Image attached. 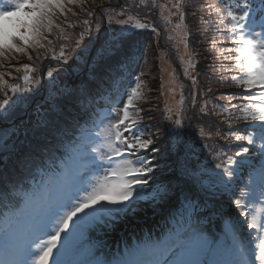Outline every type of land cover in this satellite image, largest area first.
Listing matches in <instances>:
<instances>
[{"label":"snow or ice","instance_id":"1","mask_svg":"<svg viewBox=\"0 0 264 264\" xmlns=\"http://www.w3.org/2000/svg\"><path fill=\"white\" fill-rule=\"evenodd\" d=\"M84 3L85 0H8L6 5L0 4V68L5 67L3 61L17 60L19 63L16 54L33 60L30 50L37 53L36 59H40L41 49L45 59L48 58L47 53H51L52 59L67 63L69 57L65 49L69 47L78 48L76 55L87 63L88 43L91 42L81 46L84 32L80 33L74 45L60 43L58 52L53 40L49 39L55 35L58 40L69 41L62 24L67 22V13L76 15L71 6ZM259 4V9L252 0H218V4L206 5L217 16L211 28L212 48L218 52L217 59L229 62L221 63L214 70L234 73L222 75L219 83L243 90L240 94H221L227 104L219 105L221 110L215 115L223 118L221 123H226L227 129L221 131L217 128L214 135L225 142L244 143L238 146L234 155L217 151L213 156L219 161L215 169L218 170L216 175L220 178V185L235 197L231 203L242 219L227 221L222 237L217 239L209 236L189 215L171 227L163 238L137 246L129 253L130 258L103 260L96 257L92 246L85 243L89 232L114 227L135 212V206L141 202L166 203L175 195L174 189L168 185L161 187L155 179L159 164L154 160L160 150L154 146L153 134L149 133L145 139L141 127L143 109L138 105V101L143 100L141 73L129 77L128 87L118 92V98L108 110L107 123L102 130L101 148L104 150L92 148L91 165L83 171L68 174L62 182L39 197L26 196L23 210L8 208L3 213L0 264H264V0H259ZM140 5L147 9V19L157 7V0H150V4L149 0H139L137 7ZM159 7L163 16L166 5L160 4ZM120 8L118 14L124 15L130 11L131 5L125 3ZM182 9L183 0H174L167 8L169 15L163 18L166 24H170L171 16L179 17L180 23L173 30L184 44L185 55L188 56L184 76L192 81L195 88L198 82L192 73L197 68V63L193 62L197 54L189 48V33L183 24L185 14ZM81 11H84L83 7ZM92 15L87 11V16ZM58 17H64V21L58 22ZM132 20L133 17L128 16L118 21L119 35L103 42L97 41L99 47L97 55L92 57L90 80L95 78L97 69L103 68L101 60L114 61L120 67L138 63L132 33L150 28L159 34L154 24L130 23ZM83 23L88 25L89 21L85 19ZM71 26L69 23L68 27ZM225 40L232 46L217 49V45H223ZM181 59L183 62V57ZM7 67L23 73L14 76L12 72H0V94L4 96L0 100V124L11 122L15 127V109L30 98L26 94L32 92L31 85L35 81L31 73L35 69L28 63L19 66L9 63ZM5 76L22 83H10ZM47 76L53 77V72L49 70ZM87 90L82 84L68 94L69 99L74 98V93ZM207 91H213L211 85ZM198 96L204 97L205 93H191L193 107ZM238 98L239 102L233 103ZM208 102L206 99L200 108L205 115L208 114ZM180 104L177 119L173 122L178 128L182 126L183 97ZM168 111L170 114L172 110ZM168 118L171 119V115ZM101 122L104 123L103 120ZM201 132L203 134V129ZM96 135L100 136L101 132ZM212 137L213 133L209 132L206 138ZM8 139L10 135L7 132L0 137L3 140L0 151L8 150ZM149 153L153 155L149 156ZM252 158L261 162L259 179H252L250 173L248 184L240 187L237 194L238 172L244 164L252 165ZM14 190L15 186L9 188L7 184H0V194L5 200L13 199ZM185 201L195 209L189 195H185ZM245 226L247 232L244 231Z\"/></svg>","mask_w":264,"mask_h":264},{"label":"trees","instance_id":"2","mask_svg":"<svg viewBox=\"0 0 264 264\" xmlns=\"http://www.w3.org/2000/svg\"><path fill=\"white\" fill-rule=\"evenodd\" d=\"M89 2L88 6L85 5V3L82 6H71L73 11L76 13L75 16L72 15V13H67V22L63 23L62 26H68L70 23L74 22H81L78 27L73 31L74 25L70 27L72 33L67 34V31L65 30V34L69 36V41L65 42L63 40H58L55 35L50 36L49 39L53 40L54 47L59 48L60 43H73V41L80 38V33L84 32V35H88L87 28L83 29V21L87 19L89 21V24L92 29H94L93 23L96 25L97 29H95L94 32H92V41L93 44L96 45V49L99 47V43L97 42H103L104 39H106L107 36V26L106 21L107 17L109 15V8H112V2L111 0H95L91 2V0H85V2ZM188 5H186L183 10L186 12L185 16H192L191 21L196 19L195 15L193 13L197 14L199 11H203L204 8L208 13L207 18V24L200 21L202 24V29L210 30V27H212L216 23L217 16L214 12L211 11L208 7H206V3L210 0H183V2H187ZM81 7H83L84 11H81ZM91 7V8H90ZM99 7V10L96 9ZM189 9H191L192 13H189ZM203 9V10H200ZM199 10V11H197ZM87 11L93 12V15L98 16L97 18L91 19L89 16H87ZM204 14V13H203ZM64 19L60 18L58 22H63ZM91 22V23H90ZM188 23L189 29H188V41H189V47L190 50L193 49V52L196 53L195 55L197 68L195 72L192 73V75H196L197 77V85L195 88L193 87L192 81L190 79L185 78L184 76V68L187 67V63H183L181 70H180V77L181 81L179 84H177V90L175 92L174 97L170 101V108H171V114L174 116L171 119H166L165 115L163 116V113L158 111L157 106L154 105V103H149L147 100L143 101V103H139V107L143 109L141 112L142 116V122L143 125L149 126L151 129V134L154 135L156 138V147L159 148V154L156 157L155 163L159 164V169L156 171L158 178L156 179L157 183L161 184V187H164V184H168L172 189L175 190L176 196H179V192L183 195H189L191 199L194 201H198V205H200V208H203V201L207 197H210L212 199H215L216 201H220L221 199H230L231 193L224 191V189L219 186H214L213 183H215L216 178L209 176H200L197 174V172L194 170L195 165L199 161L201 157L206 158V162H204V165L206 167H209L210 165L215 166V164L219 161L213 159V156L215 152L222 151L226 152L228 155H234L235 152L238 150V146L243 144L242 141H231V142H225L223 140H220L218 137L214 135L217 128H219L221 131H224L227 129L226 123H221L222 117H218L215 115L216 112H219L221 109L219 105H226L227 101L225 99L221 98V94H240L243 92L242 89L236 88L233 86H221L219 83V78L222 75H231L234 73H221L218 71H215L214 69L217 68L221 63L229 64L228 61H222L221 59L215 58V54H212V51L214 53H218L216 49L212 48V39H211V32L209 37H198L197 34L194 31V27L189 25L188 20L185 21ZM199 22V21H198ZM180 23V22H178ZM85 25V26H88ZM196 26V25H195ZM82 27V28H81ZM81 28V30H79ZM199 28V34L203 30ZM163 34L166 35L169 30L162 27ZM194 31V32H193ZM99 33V34H97ZM232 45L225 40V43L223 45H217V49H220L222 47H231ZM95 49V51H96ZM211 50V55L207 54V50ZM156 50V45H153V55ZM174 54L178 55V50L175 48L173 50ZM40 59H36L37 53L30 50V54L33 56V60L29 61L26 56L23 54H16L18 56L19 63H13V61L17 60H10V61H3L5 64L4 68H0V72H12L14 76H20L23 73H16L14 68L7 67V65L13 64L19 66V64L28 63L34 67V71L31 73L34 83V87L32 88V92L29 95V99L27 101L21 102L15 111H17V115H23L25 112L24 110L27 109V107L34 101V99H38L40 97L39 87L42 84V87L46 88L49 87V83L51 85H55L60 77L59 70H65L60 69L58 64L56 62H52L53 69L51 70L53 72V77L45 76L43 78L44 68L48 65V61L51 56H48L49 53H47L48 58L45 59V53L44 50H40ZM168 54L173 58L176 59L175 55L172 54V52H168ZM139 56L142 57L140 53H138ZM111 60H109L110 62ZM178 59L175 61V66L180 65L178 62ZM108 63V62H107ZM105 64L107 66V70H114L118 67V65L113 61L111 64ZM211 65L212 67H209ZM47 68V67H46ZM147 73L151 75L150 78L154 79L152 77V74H156L158 78L154 79L155 84L153 85L148 81V85L151 87L152 95L156 96L157 98L160 97V81H159V75H158V69L151 64L148 65L146 69ZM176 74L179 75V69L176 67ZM103 77L109 78L111 77V74L109 71L103 72ZM5 79H8L10 83H22V81H17L10 79L8 76H5ZM209 85L213 88V91L209 93L207 91ZM193 91H203L205 93L204 97H197V101L195 104V107H193L192 101H191V93ZM184 99V112H183V118H182V126L176 127L173 123L177 119L176 112L178 109H180L181 104V98ZM4 99V96L0 94V100ZM208 100L209 102L206 105L208 114L205 115L204 113H201L200 108L202 105H204V101ZM239 102V98L237 100H234L233 103ZM35 107L34 110L39 109L42 102H39V100L34 103ZM33 112V109L31 110ZM44 117H48L50 111L48 109H45L41 112ZM75 121V120H74ZM242 126V125H241ZM235 127H240V125H236ZM187 129L186 135L188 137L187 141H184V138L180 137V133ZM203 129V134L201 130ZM213 133L212 139H207L208 133ZM176 134L177 142H174L170 140V137ZM27 137L33 139L32 142V148L33 153L31 159L28 157L26 159V153L27 151H24V148L20 149V152L15 153L13 155L14 162L12 163V168L14 170L13 173H11V180H14L16 178V175L20 172L18 168L21 166V164L29 163L30 160H34V158L38 155V149L39 151H42V147L47 142V135L42 133L41 135L36 134L35 132L27 133ZM167 141V143L164 145L162 144L163 141ZM19 142H23L21 139ZM45 142V143H44ZM43 143V144H41ZM180 144H183L182 148L180 147ZM44 150V149H43ZM183 152L182 157H177L176 154ZM13 153V152H12ZM239 159V158H237ZM253 159V158H252ZM12 160V161H13ZM242 169L245 170V164L242 166ZM179 172V174L177 173ZM181 177V181H178L177 179ZM8 179H6V183L9 184V176H7ZM153 203V202H152ZM153 209L154 212L161 211V209L166 208V203H155L149 205Z\"/></svg>","mask_w":264,"mask_h":264},{"label":"rangeland","instance_id":"3","mask_svg":"<svg viewBox=\"0 0 264 264\" xmlns=\"http://www.w3.org/2000/svg\"><path fill=\"white\" fill-rule=\"evenodd\" d=\"M93 1H95V0H91V2H93ZM103 2L104 1H106V0H102ZM112 2H110L111 4H112V8H109L108 10H109V15H108V17H107V20L108 21H121V20H125V19H127L128 18V16H126V14H124V15H119L118 13H120V10H121V8H120V6L121 5H123V4H125V2H127V4H129V5H131V9H130V11H133V10H135V8H136V6H133L131 3H129L127 0H124V1H120L119 2V0L117 1V0H111ZM174 2V0H167V4H168V8H170L171 7V4ZM88 3L89 2H85V5L86 6H88ZM157 3H158V7L157 8H159V5L160 4H162V1L161 0H157ZM189 3H188V1L187 2H183V8L186 6V5H188ZM91 8V7H90ZM119 8V9H118ZM97 11L99 10V7L96 9ZM157 9L156 8H154V12L156 11ZM183 10V9H182ZM200 10H203V9H200ZM130 11H128V12H130ZM172 11H175V9H172ZM197 11H199V10H197ZM183 12H184V14L186 15V12L183 10ZM93 13V12H92ZM189 13H192L191 12V9H189ZM204 13V14H203ZM208 13L209 12H207L206 10H205V8H204V10L203 11H199L197 14H195V17H196V19H194V20H192L191 21V19L190 18H192V16H185V18H184V21H183V24L184 25H188V23H186L185 21L186 20H188V22H189V25L191 24V26H193L194 27V31H195V33L197 34V36L198 37H209L210 36V32H211V28L212 27H210V30L208 31L207 29H202L201 28V26H202V24L200 23V21L201 22H203V23H205V24H207V18H208ZM130 16H132L133 17V20L132 21H130V23H135V22H139L140 23V20H138V19H136V17L135 16H133V15H130ZM98 16H96V15H93L91 18H90V20L91 19H94V18H97ZM60 18H63L64 19V17H58V20L60 19ZM170 20L172 21V24L170 23V25L168 24V27H169V30H170V32H171V30H172V27H174L178 22H180L179 21V17L178 16H171L170 17ZM199 21V22H198ZM81 22H74V23H71L72 25H74V27L72 28L73 29V31L78 27V25L80 24ZM84 24V23H83ZM94 25V24H93ZM196 25V26H195ZM207 26H208V24H207ZM63 27V29H64V31L65 30H68V29H70V27H68L67 25L66 26H62ZM209 27V26H208ZM221 27H223V26H221ZM199 28H201L202 30H203V33L201 32L200 34H199ZM90 29H91V31L92 32H94L95 31V29H97V27H96V25H94V29H92V27L90 26ZM188 29L189 28H187V31H188ZM193 31V32H194ZM69 33H72V31H71V29L70 30H68L67 31V34H69ZM97 34H99V33H97ZM75 42V41H74ZM86 42H91L92 43V40H91V36H87V37H83V39L81 40V46H83ZM190 48V47H189ZM89 51H90V48L88 47V53H89ZM192 52H193V49L191 50ZM171 52V51H170ZM207 54L208 55H211V50L209 49V50H207ZM212 54H215V58H217V55H218V53H214V51H212ZM74 56V55H73ZM165 61V60H164ZM193 61L194 62H196V58H195V56L193 57ZM84 61L83 60H81L80 62H78L77 64H80V65H82V63H83ZM167 64H169L168 63V60H166L165 61ZM13 63L15 64V63H17V61H13ZM122 74V73H121ZM149 74L148 73H144V75L143 76H145L144 77V79L146 78V81L149 79V77L150 76H148ZM152 77L154 78V79H156V78H158V76L156 75V74H152ZM154 79H152V78H150L149 79V82L150 83H152L153 85L155 84V81H154ZM31 87H33V85H31ZM21 115H17V118H16V120L17 119H20L21 117H20ZM16 120H15V123H16ZM106 123H107V120H106ZM16 125V124H15ZM18 127H12V125H11V122H9V123H7V124H0V137H4L5 136V133L7 132L9 135H10V139H8V150L7 151H0V157L2 156V154H5V155H9V152L11 151V148H15V147H17V148H19V149H22V148H24V151L26 150L27 151V155H26V159L29 157L30 159H31V157L33 156L32 155V153H33V148H32V142H33V139H31V138H29V137H27L26 136V134H27V132H23V133H21L20 134V132L19 133H17V129ZM13 130H15L14 132H13ZM29 133V132H28ZM33 134V133H32ZM20 138L23 142H18V141H16V138ZM3 143V140H0V144H2ZM99 149V148H98ZM7 170H8V173L9 174H11V173H13L14 172V170H13V168H12V166H9L8 168H7ZM0 175H1V173H0ZM137 208V207H136ZM138 209L140 210V211H145V209H144V206H142V205H139V207H138ZM145 212H147V211H145Z\"/></svg>","mask_w":264,"mask_h":264},{"label":"bare ground","instance_id":"4","mask_svg":"<svg viewBox=\"0 0 264 264\" xmlns=\"http://www.w3.org/2000/svg\"><path fill=\"white\" fill-rule=\"evenodd\" d=\"M176 46L180 49L181 58L183 57V59H185V57H187V55H185V48L183 47V44L180 41H177ZM160 70H161L162 81L169 83L171 86L174 85V79L172 76L169 75L170 67L166 63H164L163 61L160 62ZM152 241H154V239H152Z\"/></svg>","mask_w":264,"mask_h":264}]
</instances>
